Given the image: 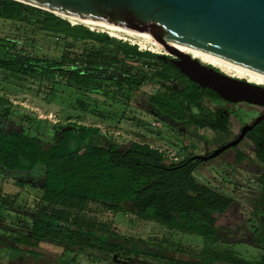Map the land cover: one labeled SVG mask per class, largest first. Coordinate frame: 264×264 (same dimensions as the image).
Returning a JSON list of instances; mask_svg holds the SVG:
<instances>
[{"label":"trees","instance_id":"16d2710c","mask_svg":"<svg viewBox=\"0 0 264 264\" xmlns=\"http://www.w3.org/2000/svg\"><path fill=\"white\" fill-rule=\"evenodd\" d=\"M29 12L49 14L14 0H0V20L28 22ZM64 30L71 40V43L65 41L64 47L71 48L78 42L82 44L79 53L64 50L58 60L39 57L23 46L18 47L20 42L16 39L6 38L12 45L3 48L0 45V69L19 81L32 79L122 98L129 96L132 87L143 83L131 64L141 62L147 68L154 61L160 71L152 72L153 75L162 82L173 79L181 88L161 85L151 99L168 114L185 121L188 118L187 123L195 128L207 127L209 111L204 104L218 98L214 92L189 81L174 65L158 60L154 53L140 51L136 46L83 26H67ZM87 40L97 42L98 46L84 43ZM125 85L129 86L127 93ZM75 103L80 112L94 113L89 104ZM209 127L220 130L213 125ZM0 129V173L23 175L21 181L38 182L36 186L43 192L32 209L34 219L26 236L33 244L44 242L69 251L95 250L107 260L126 251L128 255L151 257L161 264H247L230 252L208 246L197 253L189 252L188 259L169 258L137 244L127 248L103 224L81 216L90 203H98L113 213L127 206L141 220L195 235L207 244L227 243L225 227L217 222L233 200L210 196L205 193L204 185L193 180V174L203 165L191 159L193 153L185 152L181 159L169 161L147 144L120 141L96 126L39 121L6 108L2 101ZM192 145L190 142L181 150ZM256 158L264 168V147ZM243 159L242 153H236L237 162ZM32 174L40 179L30 178ZM8 203L7 198L0 197V210ZM259 235L264 238L263 233ZM31 242L21 241L26 247ZM262 243L258 244L264 246ZM11 250L10 259L20 251L16 247ZM60 263L75 264L64 260Z\"/></svg>","mask_w":264,"mask_h":264},{"label":"rangeland","instance_id":"374dc122","mask_svg":"<svg viewBox=\"0 0 264 264\" xmlns=\"http://www.w3.org/2000/svg\"><path fill=\"white\" fill-rule=\"evenodd\" d=\"M47 13L49 14L29 12L28 22L0 20L2 48L12 45L4 40L7 38L16 39L20 42L17 44L18 47L23 46L39 57L58 60L64 50L79 53L82 44L78 42L71 48L64 47L65 41L71 43V40L65 36L64 29L67 26H83L88 29L87 26L80 22L72 24L65 17ZM143 39L147 43L150 42ZM84 43L98 46L93 40ZM145 49L142 51L158 53L152 45ZM131 66L133 72H139L138 79H143V83L138 87H132L129 96L122 98L117 96L111 98L78 91L65 85L40 83L32 79L19 81L0 69V101L6 108L39 121L61 125L70 123L96 126L120 141L147 144L163 153L169 161L181 159L186 153L201 155L211 152L229 140L243 124L261 111L257 106L245 103L227 105L216 98L206 102L205 105L209 111V124L220 130L214 131L208 126L203 129L194 128L189 126L188 119L185 121L168 114L164 107L157 105L151 99V95L161 85L181 88L179 82L173 79L167 82L159 81L152 73L160 71L159 64L154 61L147 68L143 67L141 62H134ZM178 79L183 81L181 77ZM125 88L127 93L129 86L125 85ZM76 101L89 104L94 113L80 112L76 108ZM221 110H227L229 113V119L225 123L220 121L218 112ZM222 129L226 130L227 135L221 132ZM262 135H264V124L253 131L249 139L261 138ZM190 142L193 145L182 151V146H187ZM246 143L247 141H244L237 149L242 152H246L249 148L255 149L253 142ZM233 154L232 150H228L210 164L200 166V169L193 174V180L206 187V194L233 200V204L217 222L218 226L225 227L224 236L228 239L225 244H207L195 235L184 234L152 221L141 220L131 214L127 206L124 210L113 213L98 203H90L81 216L103 224L116 235V240L124 243L127 248L131 244H137L139 247L169 258L188 259L189 252L197 253L208 246L219 252H230L233 256L244 259L247 264H258L264 257V246L260 245L263 244L264 238L259 235L263 232L264 236V168L255 171L251 170V166L256 168L254 165L236 166ZM249 154L252 156L251 152ZM244 168L249 170L246 171ZM32 177L38 176L32 174L30 178ZM21 178L23 175H11L3 171L0 173V197L7 198L9 202L0 210V264H65L60 263V260L75 264H134L136 260L143 264H161L151 257L128 255L126 251H121L119 256L112 255L113 258L107 260L95 250L69 251L44 242L35 245L36 252L43 254L40 259L34 258L29 253H25L22 259L14 257L10 259L11 248L17 244L12 240L16 237L13 232L14 227H22L27 232L28 229L24 225L29 218L24 216L23 211L33 214L32 209H35L43 195L42 190L36 186L38 182L28 179L24 183ZM31 243L30 246L34 247L33 242Z\"/></svg>","mask_w":264,"mask_h":264},{"label":"water","instance_id":"95a60500","mask_svg":"<svg viewBox=\"0 0 264 264\" xmlns=\"http://www.w3.org/2000/svg\"><path fill=\"white\" fill-rule=\"evenodd\" d=\"M14 1L67 19L148 36L150 45L158 50L157 58L170 62L189 81L228 103L263 109L241 128L236 139L208 155H193L192 160L203 162L219 156L264 120V85L228 75L195 58L203 53L264 75V0Z\"/></svg>","mask_w":264,"mask_h":264},{"label":"flooded vegetation","instance_id":"af4514ba","mask_svg":"<svg viewBox=\"0 0 264 264\" xmlns=\"http://www.w3.org/2000/svg\"><path fill=\"white\" fill-rule=\"evenodd\" d=\"M158 59V58H157ZM158 60H160V59H158ZM160 61H164V62H168V61H166V60H160ZM170 63V62H169ZM164 85V84H163ZM165 86V85H164ZM176 88V87H175ZM218 99V98H217ZM218 100H221V99H218ZM223 101V100H222ZM206 102H209V101H205V104H206ZM224 102V104H227V105H233L232 103H228V102H226V101H223ZM204 104V105H205ZM239 104V103H238ZM205 107H206V105H205ZM258 108H260V107H258ZM261 109V111H259L258 113H257V115L256 116H258V115H260L262 112H263V109L262 108H260ZM218 114H219V116H220V121L222 122V123H225V121L227 122L228 121V119H229V113H228V111L227 110H221V112H218ZM255 116V117H256ZM254 117V118H255ZM254 118H252L249 122H246L245 124H243L241 127H240V129H239V131L235 134V135H233V136H231L230 138H229V140H227L225 143H223L222 145H224V144H226V143H228V142H230V141H232V140H234V139H236L238 136H239V134H240V131H241V128L244 126V125H246V124H250V123H252V121L254 120ZM188 119V118H187ZM184 122V121H183ZM264 124V120L262 121V122H260L258 125H256L251 131H249V132H247L246 134H245V136L243 137V139L238 143V144H236L233 148H230V149H228V150H232L233 152H234V165H236V166H240V167H244V166H249V165H254V167H256V168H253L252 166H251V170H255V171H257V170H261V169H263L262 167H261V164H260V162L257 160V158H256V156H257V154H258V152H259V149L260 148H263L264 147V135H262L263 137H261V138H257V137H255V138H253L252 139V137L249 139V136H250V134L253 132V131H255V130H257V129H259L262 125ZM209 125H211V124H209V122H208V124H207V126L209 127ZM189 126H192V127H194L195 128V126L194 125H192V124H189ZM221 132H223L224 133V135H227V133H226V130H224V129H222L221 130ZM257 138V139H256ZM244 141H247V143L246 144H251L252 142H253V144H254V146H255V149L253 150V149H251V148H249V149H247V151L245 152V151H240V150H238L237 148H238V146L239 145H241ZM222 145H220V146H222ZM219 146V147H220ZM218 148V147H217ZM216 149V148H215ZM214 149V150H215ZM214 150H212V151H214ZM228 150H226V151H228ZM211 151V152H212ZM226 151H224L222 154H220L219 156H221V155H223ZM211 152H209V153H205V154H201V155H208V154H210ZM242 153L243 155H244V158L245 159H243L241 162H237L236 161V153ZM251 152L252 153V156H250V154L249 153ZM219 156H217V157H215V158H212V159H210V160H207V161H203V162H201L202 164H203V166L204 165H207V164H210L211 162H213L216 158H218ZM196 161H198V160H196ZM200 169V168H199ZM246 171H248L249 169L248 168H244ZM250 172V171H249ZM250 173H254V172H250ZM258 174H260L261 175V173L260 172H258ZM260 180V179H259ZM261 181V180H260ZM23 213H24V216L26 217V218H29V221H25L26 222V224L24 225L25 226V228L26 229H28L27 230V232H26V230L25 229H23L22 227H14V230H13V232H14V234H15V238H13L12 240L13 241H16L17 242V244L15 245V246H13V247H16V248H19V252H18V254H16L15 255V257L14 258H17V259H22V257L24 256V254L25 253H29V254H31L34 258H36V259H40L41 258V256H43V254L42 253H37L36 252V249H37V247L35 246V244H33L34 245V247H32V246H27L26 248H24L25 246L21 243V241H32L30 238H26V236H28L29 235V230H30V226H31V222H32V220L34 219V214H32V213H29V212H24L23 211ZM24 222V223H25ZM263 233V232H262ZM21 236H24V238H22ZM264 240V239H263ZM22 244V245H21ZM24 246V247H23ZM29 251H32L33 253H35V255L33 254V253H30ZM76 251H78V252H82V251H84V250H79V249H76ZM135 255V254H134ZM128 260H129V258H127ZM120 261V260H119ZM122 261V260H121ZM263 261H264V257H263V259L258 263V264H262L263 263ZM129 262H131V260L129 261ZM128 262V263H129ZM127 263V262H126ZM134 264H143V263H140L138 260H136V263H134ZM264 264V263H263Z\"/></svg>","mask_w":264,"mask_h":264},{"label":"bare ground","instance_id":"6f19581e","mask_svg":"<svg viewBox=\"0 0 264 264\" xmlns=\"http://www.w3.org/2000/svg\"><path fill=\"white\" fill-rule=\"evenodd\" d=\"M68 19L72 23L80 22V23H82L84 25H89L91 27L92 26H99V25L92 24V23H89V22L80 21V20H77V19H74V18H71V17H68ZM126 32H129V33H131L133 35H137L139 37L145 38L146 40H149L148 36H144L142 34H138V33L132 32V31H126ZM160 41L163 44H165V45H169V46L174 47L170 42L163 41V40H160ZM195 58H198V59L202 60L204 63H208V64H211V65H214L215 67L219 68L221 71H223L224 73H226L228 75H231V76H234V77H237V78L246 79V80H248L250 82H254V83H257V84L264 85V75H262L260 73L251 71L249 69H246L244 67L238 66L236 64H233V63H230V62H227V61H224V60H221V59H218V58H215V57H212L210 55L203 54V53H197L195 55Z\"/></svg>","mask_w":264,"mask_h":264},{"label":"built area","instance_id":"2783aa9c","mask_svg":"<svg viewBox=\"0 0 264 264\" xmlns=\"http://www.w3.org/2000/svg\"><path fill=\"white\" fill-rule=\"evenodd\" d=\"M86 26L91 32L104 33L110 38H114L130 46H136L140 51L146 50L145 48H147V46H150V43H147L142 37L126 32V30L113 29L100 25L92 27L89 25Z\"/></svg>","mask_w":264,"mask_h":264}]
</instances>
